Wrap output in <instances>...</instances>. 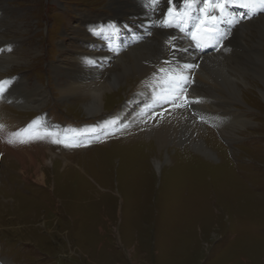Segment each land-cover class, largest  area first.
Masks as SVG:
<instances>
[{"label":"rangeland","instance_id":"1","mask_svg":"<svg viewBox=\"0 0 264 264\" xmlns=\"http://www.w3.org/2000/svg\"><path fill=\"white\" fill-rule=\"evenodd\" d=\"M118 2L120 7L112 0H0V49L11 47L0 52V81H13L5 92L11 102L0 100V264H264V86L244 89L237 104L219 103L206 92L216 102L212 109L230 115L236 109L251 125L223 122L211 109L199 108L197 117L194 105L189 112L197 124L188 118V125L169 128L167 134L178 140L162 146L152 133L162 117L149 114L156 104L140 94L144 76L121 75V85L104 95V113L96 117L85 112L90 95L62 97L71 72L93 70L101 86L116 71L120 57L99 64V75L78 57L90 42L99 39L106 48L126 51L142 38L140 31L148 32L143 19L136 20V29L127 16L136 0ZM167 8L160 0L151 13L162 18ZM121 10L126 22H119L118 38L113 17ZM246 15L239 6L236 19ZM240 20L233 21L225 46L211 52H224L220 58L227 66L239 57L227 62L225 54L240 51L233 44L246 18ZM249 33L256 36L251 28ZM85 35L88 45L80 47ZM258 39L264 58V32ZM165 41L158 42L163 62L171 57ZM206 65L199 64L196 76L212 73ZM25 89H38V106L21 100ZM125 106L126 127L88 137L102 118L113 121ZM44 118L59 128L52 137L34 139L48 132ZM29 125L31 136L18 139L31 142H7L9 133ZM55 139L79 146L64 147Z\"/></svg>","mask_w":264,"mask_h":264},{"label":"bare ground","instance_id":"2","mask_svg":"<svg viewBox=\"0 0 264 264\" xmlns=\"http://www.w3.org/2000/svg\"><path fill=\"white\" fill-rule=\"evenodd\" d=\"M112 1L114 2L113 4H116L117 6L120 7V3L118 2V0H112ZM144 5H145V2H141V1L139 2V0H136V4H135L136 10H134L133 12L131 9V12L127 16L132 21L131 23L134 25V28L136 29L139 27V25L136 24V20L143 19L144 25L147 28L148 32L144 34L145 32L139 30L144 36L142 35V38L139 41L132 42L131 45L128 46V49L126 48L127 49L126 51L124 50V48L119 51H116V49L114 48H106L105 44H103V42L100 41L99 39L97 40V42H90L91 46L87 48L86 46L88 45V40H90L89 37H86L87 35H85L83 39L79 40V42L81 41L79 43V46L86 47L85 49H87L88 51H85L84 54L83 53H76V54H78V57L80 55L79 58L81 59L83 58L86 65L89 64L91 68H93L94 70H97V66H99V64H103L104 62H108V60H115V58L120 57L119 59H117V64H116L117 69L115 72L110 74L109 79H106L102 83L101 86L97 85V83L95 82V76H91V75L96 74V73H93L94 72L93 70L92 71L89 70L86 72H78V73L71 72V75H69L68 77V78L70 77L71 78L68 80V82H66L65 86L62 87L61 89L62 97L64 96L68 97V95H76V94L90 95V101L86 104L85 112L87 113L88 116L101 115L102 113H104L103 106H102V98L104 97V95L106 96V93H109V91L121 85L120 83L122 80L121 75L125 77V76L134 75V74L135 75L139 74L140 76L146 77V80H148L146 83V86L144 87V89L142 90L140 94L149 96L150 98L153 99V96L157 95L156 88L158 87V84H157L156 79L154 78V75H147V73L149 70L152 69L153 74L157 73L159 75L158 70L161 67H167V65L161 64L163 62V58L160 56L162 53H160L158 50V47H159L158 42H160V44L161 43L163 44L164 43L163 40L164 41L167 40L166 38H168L169 35H175L177 36L178 39L174 41V43L178 44L181 48H188V51L186 52L177 51L175 53V58L179 60L181 64L183 63H198V64L203 63V65L207 64L206 66H211L210 72L212 73L206 74L207 75L206 78H203V79L200 78V74L196 76V73L198 74L200 72V70L197 71L196 69H199L200 66L198 68L191 70L189 73L192 79V84L188 88V97H198L202 101L199 104L192 105V106L195 105V109L197 111L196 116L197 117L201 116V112L199 108L203 110L211 109L213 117L217 118L218 120H223V122H226V123L231 121L232 124H235V125H241V124L242 125L245 124L246 126L249 124L251 125L252 124L250 122L251 120L244 118V116L240 112H238L236 109L233 110L232 115H230L231 113L228 112V110H221L220 108L216 106H214L212 109V107H210L211 102L214 104H216V102H214L212 98H210L209 95H212V97H215L219 103L237 104V103H242L240 101L241 95L242 93L243 94L246 93V92H243L244 89L248 88L250 89V91L248 90L247 91L251 92L253 91V88H254L253 85H256L257 87L264 86V58L262 57V53L259 51L262 48V45H261L262 42H260L261 44L255 42V40L259 41L258 37L259 36L261 37V35H263V32H264V28H263L264 27V12L260 11L258 15L255 14L251 18H246V20H244V22L240 24V27L238 28V30L234 32V37H236L235 39L238 42L233 43L234 42L233 40L231 42L237 45L240 51L236 52L234 50V52L226 53L225 56L227 57L225 58H229L227 62H230L233 56L239 55V57L236 58L237 62L235 61L236 62L235 65L230 63L227 66L226 63L222 62L220 58V56H222L224 52H221V54L220 53L211 54L212 51H216L215 48L214 49L206 48L203 52L198 51L195 48H190L188 47L190 41L186 36H184L183 32L178 31V29H176L175 27L163 28V27L156 26L157 24H159L161 18L157 15H153L151 13V10L146 9ZM128 7H130L129 4H128ZM123 14L124 13L121 10L120 13H118V15H115L113 17V21L116 22V26L118 27V29L114 28L113 30H114V33H116V35L119 36L118 38H120L121 36L120 34L121 28L119 27V22H121L122 25L124 24L123 22H126L123 19L124 17ZM82 17H84V20L86 21V23L91 22L90 16L83 14ZM250 28L256 31V36L252 33H249ZM160 34L165 35V37L163 38ZM138 35L134 34L133 38L138 39V37L141 36V35L139 36ZM151 35L153 36L154 39L151 38L150 40H148L147 38H149V36ZM145 40H148V41L144 43ZM136 43H140V45L136 46L137 45ZM224 46L225 44L223 45V47ZM223 47H221L220 50ZM86 54H94V56L88 57V56H85ZM102 54L107 55V56H102ZM231 54H234V55H231ZM2 57H3L2 59H5V60H12V57L9 55L3 54ZM7 62H2L1 64L7 65ZM156 65L158 66L157 68H155ZM101 69L102 68L97 70L98 75ZM207 81H212L213 83H215L216 87L219 89L217 90L216 87L209 85ZM38 89L35 90L36 92L25 89L26 94H24V97H22L21 100H24L26 103L31 104V106H38L43 99V96H40V94L37 93ZM200 92L202 93V95L204 94L206 97L202 96ZM206 92L209 94L208 96ZM7 94L8 92L5 93L6 96ZM225 95L228 98L225 97ZM183 102L184 101L182 100L181 103ZM127 108L125 106L123 109H121L120 111L122 112L121 113L118 112L119 115L118 114L115 115L113 117V121L108 119V117L105 119L102 118L99 121L98 128L89 129L90 133L88 134L89 135L88 137L90 138L99 137L102 133H107L110 130H112L113 127H114L113 130L116 127H126V126H122L121 124L122 123L123 125L125 124L122 118L125 117ZM149 109L150 110L153 109L149 113L151 116L158 114L162 117V122L159 124V126H155V128L153 127V132H152L153 134L156 135L155 140L159 142L160 146L166 143L169 144L170 142H174L178 138L176 134H173V133L167 134L168 133L167 130L169 128H173V129L176 127L178 128V125L182 123H184L185 125H188V121H187L188 118L191 119L192 123H195L193 118L190 117L191 116L190 112H192V110L189 112L190 109L188 110L181 109L179 107H173L168 104H165L162 107L157 106L156 104V106L151 107ZM216 114H218L219 117H216L215 116ZM221 115H223L224 117H221ZM116 117H119L118 118L119 121L117 123L114 121L117 119ZM41 122L44 123V125L46 126L45 129L48 132L54 133L58 130L57 128H59V126L57 125L54 126L52 123L48 122L47 118L41 119ZM60 128H63V127H60ZM99 128L101 129L99 130ZM67 130L65 129V131ZM95 130H97L98 134L93 133ZM67 132H69L70 136L75 137V133H76L75 131L68 130ZM30 145L32 146L33 144H30ZM199 147L201 148V146ZM52 165L54 167V163ZM159 165L161 166L160 163H157L158 167ZM37 168H40V167L37 166ZM37 171H40V169H38ZM37 181L42 182V179H37Z\"/></svg>","mask_w":264,"mask_h":264},{"label":"snow or ice","instance_id":"3","mask_svg":"<svg viewBox=\"0 0 264 264\" xmlns=\"http://www.w3.org/2000/svg\"><path fill=\"white\" fill-rule=\"evenodd\" d=\"M168 8L156 26L163 28L175 27L178 31L183 32L189 39L188 47L195 48L203 52L208 47H213L219 50L223 47L222 41L226 38V34L221 30L220 25L232 23L230 8L233 6H241L248 10L245 17L235 19L234 23H240V19L251 18L258 11L264 12V0H165ZM160 0H146V9L152 10L154 13L158 10ZM199 13V15H197ZM185 25L189 30H185ZM151 34V33H149ZM178 38L175 35H169L165 44L169 47L171 58L163 63L167 67H161L158 73H154V78L157 81V95L153 96L154 103L157 106L168 104L181 109H191L193 104L201 103L198 97H188V88L192 84V79L189 75L190 71L198 68V63H183L175 58L177 51H188V48H181L174 43ZM11 52V47L0 49V52ZM12 80L0 81V100H8L5 92L12 84ZM184 101L181 103V101ZM193 115L195 113L193 112ZM34 124L39 121H34ZM0 125V129H3ZM29 128L21 129L8 134L7 142L9 144L31 142V140L18 139L24 136H31ZM51 132H45L43 135L36 134L34 139H44L46 136H51ZM56 144L63 143L64 147H76L67 142H62L59 139L52 141Z\"/></svg>","mask_w":264,"mask_h":264}]
</instances>
